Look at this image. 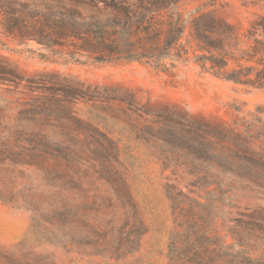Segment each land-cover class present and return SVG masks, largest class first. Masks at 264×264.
I'll use <instances>...</instances> for the list:
<instances>
[{"label":"rangeland","instance_id":"1","mask_svg":"<svg viewBox=\"0 0 264 264\" xmlns=\"http://www.w3.org/2000/svg\"><path fill=\"white\" fill-rule=\"evenodd\" d=\"M242 36L264 0H217ZM6 46H2V44ZM0 264H168L190 208L264 253V95L192 61L65 62L2 38Z\"/></svg>","mask_w":264,"mask_h":264},{"label":"trees","instance_id":"2","mask_svg":"<svg viewBox=\"0 0 264 264\" xmlns=\"http://www.w3.org/2000/svg\"><path fill=\"white\" fill-rule=\"evenodd\" d=\"M217 0H0L2 38L34 42L65 62L139 63L166 72L194 62L213 77L264 95V14L241 36ZM2 46H6L4 43ZM21 81L0 57V85ZM190 208L175 215L168 264H264L244 239L227 244Z\"/></svg>","mask_w":264,"mask_h":264}]
</instances>
